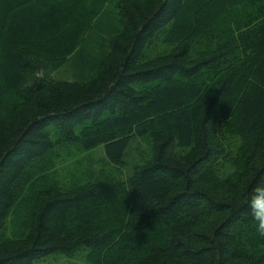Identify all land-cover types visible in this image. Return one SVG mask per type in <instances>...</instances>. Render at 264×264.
Segmentation results:
<instances>
[{"label":"trees","instance_id":"obj_1","mask_svg":"<svg viewBox=\"0 0 264 264\" xmlns=\"http://www.w3.org/2000/svg\"><path fill=\"white\" fill-rule=\"evenodd\" d=\"M65 144L116 176L22 196ZM261 181L264 0H0V264H264Z\"/></svg>","mask_w":264,"mask_h":264},{"label":"rangeland","instance_id":"obj_2","mask_svg":"<svg viewBox=\"0 0 264 264\" xmlns=\"http://www.w3.org/2000/svg\"><path fill=\"white\" fill-rule=\"evenodd\" d=\"M112 4L109 5L108 10L98 18L93 26L91 35L87 38L86 44L88 48L85 52L99 58L101 55V49L99 45L105 42V38H109L108 30L102 29L107 23H115V19L112 15ZM233 36V32L231 31ZM228 36V37H227ZM227 39L231 38V35H227ZM226 39V40H227ZM222 39V42H226ZM101 57V56H100ZM73 62V61H70ZM73 63L66 65L54 74L56 77L62 79H73L75 73ZM101 147L85 151L77 144H65L56 148L49 154L46 160L41 164L49 165L47 169L41 174L44 177L41 179H29L23 184L24 192L22 196L30 195L34 190H38L40 187H46L47 185H65L78 184L80 182L93 179L95 177L116 176L117 171L112 164L108 163L103 157ZM21 197V195H20ZM19 208V206H18ZM17 218H19V212L17 207L10 212L7 219V223L3 228V232H0V237L13 234L16 230L22 229L23 225L17 228ZM37 264V263H36ZM39 264H88L82 255H77L73 258L66 257L63 253L51 254L41 260Z\"/></svg>","mask_w":264,"mask_h":264},{"label":"clouds","instance_id":"obj_3","mask_svg":"<svg viewBox=\"0 0 264 264\" xmlns=\"http://www.w3.org/2000/svg\"><path fill=\"white\" fill-rule=\"evenodd\" d=\"M249 214L255 221L256 233L264 237V181L252 189L248 199Z\"/></svg>","mask_w":264,"mask_h":264}]
</instances>
